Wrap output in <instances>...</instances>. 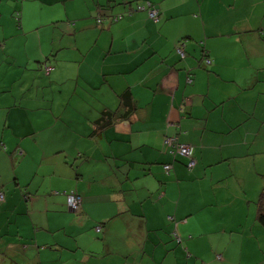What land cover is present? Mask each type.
Here are the masks:
<instances>
[{
    "label": "crops",
    "instance_id": "obj_1",
    "mask_svg": "<svg viewBox=\"0 0 264 264\" xmlns=\"http://www.w3.org/2000/svg\"><path fill=\"white\" fill-rule=\"evenodd\" d=\"M152 1L157 21L97 24L123 7L0 0V44L22 41L0 47V264H264V0ZM41 28L77 73L49 60L40 32L28 40ZM126 89L131 117L90 136ZM165 136L193 147V167Z\"/></svg>",
    "mask_w": 264,
    "mask_h": 264
},
{
    "label": "trees",
    "instance_id": "obj_2",
    "mask_svg": "<svg viewBox=\"0 0 264 264\" xmlns=\"http://www.w3.org/2000/svg\"><path fill=\"white\" fill-rule=\"evenodd\" d=\"M94 1L95 3L93 6L97 7L96 11L98 12V14L106 13L107 11L116 9L118 7H123L122 11L120 12L110 13L109 15H106V16L104 14H100V16L98 15L96 19L97 24H102L104 20H108L110 22H119L126 18L132 17L135 14H139V13H145L150 20L156 21L150 16V11L160 10L159 5L155 4V2H153L152 0H94ZM15 12L16 13L14 16V20H15L14 22L16 23L17 26H20L21 24L20 10L18 11L16 10ZM53 24H56V20L53 21ZM179 47L183 48L184 56L181 59H184L186 56V53L184 50L185 43L182 42L179 45ZM202 54H203V50H202ZM49 57L54 58L55 55L51 52ZM203 61L205 64H210L211 62L207 54L203 55ZM40 63L41 62H38V65ZM47 68H49V71H47ZM40 70L45 74V76H49L52 70V66H49L48 64L43 63L40 66ZM82 88H84L83 90L86 91V88L84 86ZM81 94L85 95V93H81ZM116 100H117V104L114 109H108V108L101 109L96 120L92 122V124L94 125V130L90 136L92 137L95 135L100 136L102 131L105 128L115 124L116 122L120 120L129 119L131 115L134 113V111L136 110V104L133 100L132 93L130 92L129 89H126L122 91L121 93L116 94ZM167 138L174 139V141L178 144L182 143L175 136H165L163 138L164 145H165V140ZM182 144H186V143H182ZM186 145L190 146L193 150V147L191 145L189 144H186ZM165 147L168 148V146L166 145ZM21 156H22V153H21ZM171 156L174 157L172 154ZM255 205H256V219L258 223L264 228V184L259 191L258 197L255 201Z\"/></svg>",
    "mask_w": 264,
    "mask_h": 264
},
{
    "label": "rangeland",
    "instance_id": "obj_3",
    "mask_svg": "<svg viewBox=\"0 0 264 264\" xmlns=\"http://www.w3.org/2000/svg\"><path fill=\"white\" fill-rule=\"evenodd\" d=\"M213 3H214V0H212ZM215 1H218L220 2V0H215ZM229 1V0H228ZM245 2H248V1H254V0H244ZM60 13L63 15L64 14V9L63 8H58ZM35 13L39 16H43L44 15V9H34ZM82 11H85V10H82ZM32 12V11H31ZM69 13H73V12H76V9L73 7V8H70L68 10ZM15 13L16 12H12L11 16L9 15V17H11L13 20H14V16H15ZM29 12L25 13V16L24 18L29 20ZM43 18V17H42ZM2 19H5V17H2ZM44 19V18H43ZM15 21V20H14ZM15 25V24H14ZM15 28H17V26L15 25ZM19 30V29H18ZM38 32L39 33V36L42 37V39L45 38V42L44 43H47L46 45H42V49H46V47H49V45L51 46V44L53 45V47L51 48L52 49V53L55 55L54 58H50L49 60L50 61H53V60H57L59 63L57 64L58 66H62L63 68H67V69H71L73 70L74 73H77L78 71V68H77V65H75L74 63H70V61L68 59H65L64 57L67 55V51L65 49H60V50H56L57 47H65L66 46V42L62 39V38H59L57 39L55 42L54 41H51V44L50 43V38L52 37V35H50L49 31H48V28H46V30L44 28H41L39 30H32L31 32H28L27 36H28V40H32L33 38H38ZM53 39V38H52ZM15 45H16V49L15 50H10L9 47H8V43H6V45L4 43H1L0 44V47L3 48L6 46V53H12L14 51L18 52L19 49L22 48V41L21 39L19 38H15ZM24 40L26 41V37H24ZM72 40H69V42H71ZM68 42V43H69ZM50 49V50H51ZM17 62L19 61L20 63H26V58L22 55L18 56L17 58ZM44 76V73L41 71L39 74H38V77L39 78H42ZM29 78L31 79V76H29ZM1 148L2 150L9 155V156H12V157H15V158H18V157H21V153L19 151H16L14 153L12 152H7L6 150V147L4 144H1ZM7 260H5V262H3L4 264H6Z\"/></svg>",
    "mask_w": 264,
    "mask_h": 264
},
{
    "label": "built area",
    "instance_id": "obj_4",
    "mask_svg": "<svg viewBox=\"0 0 264 264\" xmlns=\"http://www.w3.org/2000/svg\"><path fill=\"white\" fill-rule=\"evenodd\" d=\"M158 13L159 11L158 10H151L150 11V16L153 18V19H157L158 17ZM177 52L180 54L181 57L184 56V53H183V48L179 47L177 49ZM47 71H49V68H47ZM165 145L168 146V149L170 150V153L173 155V156H181V157H184L187 159V167L188 168H191L193 167L194 165V159H193V150L190 146L186 145V144H178L174 141V139H171V138H167L165 140ZM171 169V165H168V164H165L164 165V170L166 172H169ZM4 200V194L2 191H0V202H2ZM81 197L76 194L75 192H70L68 194V204H69V209L71 210H78V208L80 207L81 205ZM96 231H99L100 230V226H97L95 228Z\"/></svg>",
    "mask_w": 264,
    "mask_h": 264
},
{
    "label": "clouds",
    "instance_id": "obj_5",
    "mask_svg": "<svg viewBox=\"0 0 264 264\" xmlns=\"http://www.w3.org/2000/svg\"><path fill=\"white\" fill-rule=\"evenodd\" d=\"M158 16H159V13H158ZM157 20H158V17H157L156 21H157ZM178 48H179V47H177V49H178ZM177 53H178V52H177ZM178 54H179V53H178ZM179 55H180V54H179ZM81 202H82V201H81ZM98 226H99V225H98ZM96 227H97V226H96ZM96 227H95V228H96Z\"/></svg>",
    "mask_w": 264,
    "mask_h": 264
}]
</instances>
